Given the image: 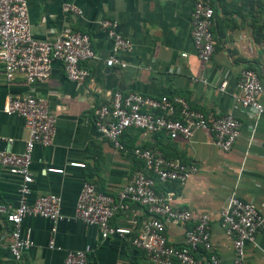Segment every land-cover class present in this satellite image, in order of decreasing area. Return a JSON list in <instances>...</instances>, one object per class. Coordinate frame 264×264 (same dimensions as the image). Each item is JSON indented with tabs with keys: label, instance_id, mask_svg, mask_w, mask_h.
<instances>
[{
	"label": "crops",
	"instance_id": "crops-1",
	"mask_svg": "<svg viewBox=\"0 0 264 264\" xmlns=\"http://www.w3.org/2000/svg\"><path fill=\"white\" fill-rule=\"evenodd\" d=\"M193 0H26L31 36L51 41L62 31L75 30L89 36L95 59L84 66L88 78L80 83L64 77L61 65L53 60L44 82L27 86L15 77L6 83L0 64V109L6 97L31 94L46 100L55 115V135L50 145H35L31 153L32 183L27 203L51 193L60 197V213L65 220L51 222L37 216L22 219V235L32 246L20 264H60L69 251L81 250L89 264H147L142 251L127 238L100 239L95 228L73 219L77 195L84 182L115 197L135 171L143 170L133 158L134 147L158 150L163 157L192 164L196 172L183 185L156 186L160 194L171 193L173 204L195 215H209L210 240L218 264H232L231 238L221 229L217 217L228 195L234 192L254 205L264 218V56L258 47L264 36V0H209L213 9V54L208 63L194 56L189 38V13ZM72 4L81 16L64 14L61 5ZM102 19L115 20L116 32L131 41V52L120 59L124 69L106 67L110 54ZM183 55V56H182ZM252 69L259 77L263 92L259 101L263 112L255 119L247 117L233 104L238 92V77L243 69ZM192 79H202L193 82ZM224 84V90L219 86ZM113 91L135 92L148 97L165 95L184 99L190 108L212 115L232 112L238 119L239 134L227 153L217 150L208 133L195 131L188 139H168L161 133L143 134L126 130L120 138L125 151L100 140L92 125V109L105 104ZM0 136L11 139L0 148L19 153L26 139L22 121L0 112ZM69 162L82 163L71 168ZM62 169V174L47 172ZM18 179L0 169V206L17 205ZM145 209L128 204L118 210L111 223L130 226L134 232L147 220ZM10 226L0 214V264H15L8 253ZM164 236L179 246L182 228L166 224ZM52 240L54 248H48ZM264 229L244 249V264H264ZM202 264H208L202 262Z\"/></svg>",
	"mask_w": 264,
	"mask_h": 264
},
{
	"label": "built area",
	"instance_id": "built-area-1",
	"mask_svg": "<svg viewBox=\"0 0 264 264\" xmlns=\"http://www.w3.org/2000/svg\"><path fill=\"white\" fill-rule=\"evenodd\" d=\"M61 11L81 16V11L72 4L61 5ZM212 24L213 9L209 0H193L189 13V38L195 58L202 63H208L213 54ZM98 26L110 45V54L103 64L124 69L127 64L120 56L131 52V41L116 32L115 20L102 19ZM258 47L264 56V38ZM93 59L95 55L87 34L66 29L51 41L36 40L30 33L26 0H0V64L6 83L15 77L22 79L27 86L44 82L49 77L53 60L60 63L67 80L80 83L89 75L84 64ZM192 81L204 83L202 79ZM237 85L238 92L231 95L234 106L247 117L257 119L263 112L259 101L263 86L258 75L252 69H243ZM218 89L223 91L224 84ZM0 112L20 118L26 132L21 152H7L0 148V169L18 179L16 207L0 206V214L10 226L8 253L15 264H20L24 252L32 246L28 236L21 233L20 224L24 217L37 216L54 223L66 219L60 213L58 195L44 193L31 203L26 201L32 183V150L35 145L51 144L56 119L46 100L31 94L6 97ZM91 115L99 139L118 151H125L120 142L123 133L136 129L143 134L161 133L170 140L188 139L195 131H203L210 135L217 150L227 153L238 138L240 125L232 112L212 115L190 108L178 96L148 97L135 92H111L108 101L92 109ZM11 141L0 136V143ZM130 153L142 163L143 170L131 174L115 197L84 182L72 218L95 228L100 239L127 238L132 247L144 253L147 264H218L210 240L209 215H195L188 209L177 208L171 193L156 191V186L169 183L183 185L196 172V167L178 159L165 158L155 149L134 147ZM67 166L84 167L76 162H69ZM47 172L62 174L63 170L48 168ZM131 203L143 207L148 217L135 232L130 226L111 223L115 213ZM217 217L224 234L231 238L232 264H244V249L253 242L255 234L264 229V218L254 205L239 199L234 192L228 195ZM166 224L182 228L181 245L167 242L164 236ZM48 248H54L52 240H49ZM260 259L264 262V253L260 254ZM60 264L89 263L86 254L76 250L67 252Z\"/></svg>",
	"mask_w": 264,
	"mask_h": 264
},
{
	"label": "trees",
	"instance_id": "trees-1",
	"mask_svg": "<svg viewBox=\"0 0 264 264\" xmlns=\"http://www.w3.org/2000/svg\"><path fill=\"white\" fill-rule=\"evenodd\" d=\"M263 38H264V36H263V37H261V38H260V40H261V39H263Z\"/></svg>",
	"mask_w": 264,
	"mask_h": 264
}]
</instances>
